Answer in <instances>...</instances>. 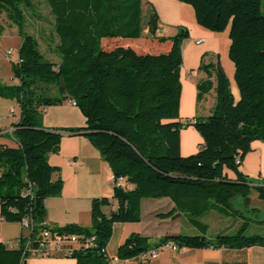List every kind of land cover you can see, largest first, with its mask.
<instances>
[{"label":"trees","instance_id":"1","mask_svg":"<svg viewBox=\"0 0 264 264\" xmlns=\"http://www.w3.org/2000/svg\"><path fill=\"white\" fill-rule=\"evenodd\" d=\"M58 38L59 65L45 60L35 36L25 33L24 8L32 0H0V17L17 27L22 43L19 63L12 73L20 84L0 85V98L16 100L21 118L15 126L18 147L0 145V214L7 223L29 219L32 248L46 220L45 201L61 194V180L52 181L59 169L49 157L60 152L62 134L42 126L45 108L74 101L86 118V127L67 132L86 137L110 166L114 178H125L134 190L114 187L117 210L109 214L107 198L92 201L89 228L68 225L51 229L52 237L69 242L76 236L89 246L72 249L66 244L64 256L76 264H109L107 247L114 225L138 223L143 199L169 198L177 212L188 216L201 235H170L172 243L190 249H246L264 247V236H246L250 219L236 235L220 234L208 239V227L201 219L211 212L224 218H242L236 199L251 212V193L264 200V188L252 186L239 168L255 141L264 142V14L263 0H175L192 7L198 25L212 33L229 29V58L235 66L240 92L236 102L219 64L203 65L210 79L215 74L216 105L205 119L180 121L183 42L188 31L172 38H156L159 17L151 6L143 15L146 0H46ZM148 5V3H147ZM149 37L171 43L168 52L137 50L136 41ZM126 43L128 46H125ZM206 81L198 86V101L211 88ZM53 89L52 93H49ZM193 127L204 144L197 154L182 157L180 132ZM237 160L240 164H237ZM233 173L235 179H230ZM92 240V241H91ZM21 247L10 250L0 242V264H24L31 256ZM150 250L149 240L131 235L118 250L122 261L136 259Z\"/></svg>","mask_w":264,"mask_h":264},{"label":"crops","instance_id":"2","mask_svg":"<svg viewBox=\"0 0 264 264\" xmlns=\"http://www.w3.org/2000/svg\"><path fill=\"white\" fill-rule=\"evenodd\" d=\"M148 3V5H147ZM151 6L159 17L158 31L156 38H172L177 36L182 29L188 31V38L183 42L184 64L181 70L182 95L180 103V121L186 123L189 120L208 118L216 105L215 74L209 79L207 72L202 70L203 65L219 64L228 78L230 91L234 100H240V92L235 81V66L229 58V29L223 33H212L200 27L196 21L194 10L191 6L175 0H146L142 11L147 18ZM7 25L0 27V85L17 86L20 82L14 78L12 65L19 60V49L22 39L17 27ZM45 34V33H44ZM149 31L145 29L144 36ZM201 40V44L196 41ZM144 39L135 42L132 47L137 50H156L168 52L171 43L161 44L154 40V44L146 46ZM57 43L53 48L56 61H49L57 65L61 59L56 53ZM125 46H128L126 43ZM201 47V49H198ZM9 52H12L9 54ZM195 52V53H194ZM211 82V90L205 94L201 101H198V86L206 81ZM191 94L190 111L185 112V100ZM21 118L20 106L16 100L0 98V145L18 147V141L14 138L15 126ZM42 126L48 130H59L62 134L60 152L49 157V164L59 169V172L52 176V181L61 180L63 187L61 194L57 197L48 198L45 201L47 211L46 224L50 228H62L68 225H78L89 228L92 225L91 209L92 201L95 199L107 198L111 205L104 208L109 214L116 211L118 204L113 200L114 196V175L113 172L101 157L99 151L90 141L80 135L67 132L71 129L86 127V118L81 110L67 101L58 106L45 108L42 112ZM189 143L194 144V149L187 151ZM188 144V146H187ZM204 144L201 135L193 128L188 127L180 132V154L182 157H189L197 154ZM239 171L249 178L252 186L264 188V142L255 141L251 145V151L245 156ZM230 179H235L233 173H228ZM134 185L127 184V191L134 190ZM251 210L240 209L242 218H236V222L229 223L230 218H224L215 212H211L214 230L211 232L208 227L206 237L213 239L216 236L232 235L236 233L243 223V218L249 215L253 218L262 217L261 221L250 219L249 225L253 223L259 226L256 234L264 236V200L259 194L253 191L250 196ZM241 203L242 199H236ZM236 202V201H235ZM175 205L169 198L143 199L141 201V220L138 223H126L114 225L113 237L108 244V257H117L118 250L122 244L133 234H139L155 243L166 236L183 235L195 233L201 235L200 231L193 227L187 215L176 213L173 217L162 218L173 211ZM217 214V215H213ZM207 216V215H206ZM231 224V225H230ZM199 232H198V231ZM30 232L21 223H7L0 214V242L8 249L17 250L21 247L22 238H26V245L29 243ZM25 245V246H26ZM76 264V260L67 258L64 254L56 253L47 258L31 255L24 264ZM121 264H264V247L254 246L246 249H190L177 248V250H165L153 261L139 263L135 259L123 261Z\"/></svg>","mask_w":264,"mask_h":264},{"label":"rangeland","instance_id":"3","mask_svg":"<svg viewBox=\"0 0 264 264\" xmlns=\"http://www.w3.org/2000/svg\"><path fill=\"white\" fill-rule=\"evenodd\" d=\"M25 15H26V21L24 25V31L27 34L33 35L36 37L38 43H39V50L44 56L45 60L47 61H56L57 58L55 56V53L53 51L54 46L57 43V36L54 30V19L53 16L50 13V9L48 6V3L46 0H32V7L31 8H24ZM262 12L264 14V0L262 1ZM11 23L7 21L4 17H0V27L10 25ZM12 25V24H11ZM16 28V27H14ZM45 33V34H44ZM146 46H151L154 44L153 39L148 36L145 41H143ZM198 49H201L199 47ZM195 53V52H194ZM53 89L49 91V93H52ZM191 106V94L190 96L185 100V106L184 110L185 112L190 111ZM190 146H188L187 151L194 149V144L189 143ZM235 209H243V206L241 203H237V200L234 204ZM213 215H217L214 214ZM212 214L207 215L204 217L203 222L210 226L211 232L214 230L213 220H212ZM248 218L254 219L256 221H261L262 217H256L253 218L252 215ZM229 223L233 224L236 222L235 218H230ZM230 224V225H231ZM259 226H255L254 223L251 226H248L245 235L246 236H252V234H256ZM198 231V230H197ZM185 231L182 236H191L194 237L195 233H186ZM199 232V231H198ZM236 233H232V235H236ZM160 240H157L155 243H151V247H156L160 245ZM156 245V246H155ZM49 264V263H46Z\"/></svg>","mask_w":264,"mask_h":264},{"label":"built area","instance_id":"4","mask_svg":"<svg viewBox=\"0 0 264 264\" xmlns=\"http://www.w3.org/2000/svg\"><path fill=\"white\" fill-rule=\"evenodd\" d=\"M202 41H196V44H201ZM12 52H9V54H11ZM20 60H18L17 63H19ZM72 105L76 106V103L74 101H70ZM237 164H240V161L237 160ZM127 180L125 178H118L115 179L114 178V187H120L122 189H126L127 188ZM22 225L24 226V228H26L27 230H30L32 225L29 219H24L22 222ZM43 226L45 227L44 230H42L40 237L38 239V247L37 248H32V246L30 245V241L29 243L26 245V249L27 252L30 255H33L35 257H41V258H47L50 257L53 254L56 253H60V254H64L65 251L63 249V247L66 244L72 245V248L67 250L66 253H71L72 249H79L81 247H88L90 243H85V244H81L79 242L78 237L76 236H72L70 241L65 242L63 240H60L59 238L54 239L52 237V233H51V229L46 222L43 223ZM92 241V240H91ZM178 247H176L175 245H173L172 243L167 244L163 247L160 248H153L150 249L149 251H147L146 253L140 255L139 257H137L135 260L139 263H147V262H151L153 260H155L162 251L165 250H177ZM123 261L117 256V257H111L109 258V264H121Z\"/></svg>","mask_w":264,"mask_h":264}]
</instances>
